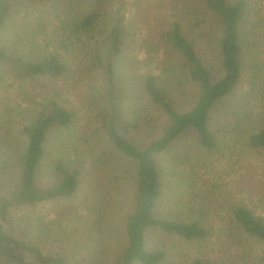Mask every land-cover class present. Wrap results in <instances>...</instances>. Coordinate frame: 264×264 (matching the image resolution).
<instances>
[{
    "label": "trees",
    "instance_id": "trees-1",
    "mask_svg": "<svg viewBox=\"0 0 264 264\" xmlns=\"http://www.w3.org/2000/svg\"><path fill=\"white\" fill-rule=\"evenodd\" d=\"M156 2L161 5L155 4L156 13L151 14L149 7ZM255 3L256 6L251 0H0V37L18 9L37 6L46 13L48 22L42 21L44 39L54 51L37 62H26L0 46V82L4 73L12 84L35 79L58 83L67 75L74 80L72 84L64 83L62 90L45 97L36 108L28 107L29 118H22L18 132L22 138L18 151L12 149L14 129L7 128L6 120L15 112L21 113L26 101L12 94L10 87L0 85L6 94L0 92V156L7 154L15 161L11 188L2 181L5 174L0 177V264H71L67 254H47L39 245L14 235L9 225L18 210L67 200L83 190L85 159H92L91 168L99 179L108 171L107 154L92 157L95 151L75 147L73 140L53 165L51 186L41 188L38 184L50 134L74 130L82 113L70 107L72 96L80 101L87 117L91 115L95 131L91 136H102L132 163L135 210L122 217L126 248L112 264L164 261L165 252L147 248V235L153 230L192 243L220 238L245 256L228 255L227 264H258L251 260L255 247L248 249V255L243 249L250 242L264 243V218L249 209L244 200L231 203L232 187L226 190L227 200L212 199L215 193L205 178V163L194 159L189 150H179L180 140L193 134L203 153H234L248 160L252 151L264 158V89L254 80L250 90L240 92L244 67L248 62L256 66L254 58L260 60L264 53V6L260 1ZM134 11L143 16L138 17ZM207 50L212 51L214 62L206 58ZM160 69L168 71L172 79L183 72L185 80L197 87L191 109L177 110L168 92L158 84L156 72ZM122 75L131 79L157 112L144 125L134 127L149 133L148 144L137 145L128 137L129 128L122 126L118 96ZM220 104L223 124L216 122ZM88 137L83 141L88 142ZM170 157L174 182L182 184L186 191L182 204L186 206V200L191 211L173 219L160 213L166 199L160 164ZM113 174L119 180L120 174ZM249 178L248 170L235 178L234 184H239L236 195L251 196L249 190L254 192L251 185H255L262 193L259 202H264V173L262 178L259 174L256 179L254 174L250 181ZM113 187L116 185L98 182V200L109 201L104 196L110 195ZM99 207L97 222L93 217L89 224L97 231L93 232L98 241L93 252L100 250L98 255L105 256L116 233L109 222L102 230L106 208L101 204ZM101 239L107 241L106 245ZM191 264L206 261L196 258Z\"/></svg>",
    "mask_w": 264,
    "mask_h": 264
},
{
    "label": "rangeland",
    "instance_id": "rangeland-1",
    "mask_svg": "<svg viewBox=\"0 0 264 264\" xmlns=\"http://www.w3.org/2000/svg\"><path fill=\"white\" fill-rule=\"evenodd\" d=\"M255 1H260L262 6H264V0H251L253 6H256ZM155 4L161 5L160 2L152 3L151 7H149L151 14L156 13V9L153 7ZM134 12H136L138 17L143 16L137 11ZM158 16H162V14ZM43 20L48 22L43 8L32 6L18 9L10 19L7 30L0 37V46L7 50L9 54L26 62H37L49 56L54 51L49 48V43L44 39L43 23L45 22H42ZM201 54L203 57L205 56L204 51ZM206 58L209 62L215 61V57L210 50L206 51ZM254 60L256 66L248 62L244 67L241 93L250 90L254 80L258 83V86L259 84L262 86L261 89H264V53L261 54L260 60H256L255 58ZM1 70L0 67V72ZM177 74H179L178 77L172 79L168 71L160 69L156 72L160 87L168 92L177 110L184 112L194 106L198 89L195 85L185 80L183 72ZM3 75L4 77L0 85L3 84L5 87H10L12 94H16L26 101L20 110L21 113L15 112L10 119L6 120V124L9 125L7 128L14 129V133L12 134L14 140L12 149L18 151L20 145L22 146V138L18 132L20 131L21 122L29 118L28 107L36 108L38 104L44 102L45 97L62 90L61 86L64 83L66 85L67 83L72 84L74 80L71 76L67 75L64 81L61 80L58 83L35 79L24 83L12 84L11 78L5 73ZM121 79L122 83L118 96L120 99L121 118L124 122L122 126L129 128L128 137L129 139H133L137 145L148 144L151 141L149 133L144 130H136L134 127L139 123L144 125L151 117H156L157 112L142 98L143 96L140 94L138 87L133 84L129 77L122 75ZM0 92L6 95L4 89L0 88ZM0 98H2L1 94ZM69 102L72 103L70 107H74L77 110L80 109L82 113L77 117L74 130L63 131V133L53 131L50 134L49 146L38 175L39 186L41 188L51 186L53 182V165L65 154V150L73 140H75V147L80 145L83 149L87 148L95 151L93 155L88 154L92 157L107 154V157L110 158V161L107 163L108 171H106V175L99 179L98 174H94L91 168L92 159H85V165H87L85 171L86 185L84 188L82 187L83 190L67 200L16 211L10 219L12 222L9 228H14V235L18 237L22 236L29 242L39 245L47 254H67L71 264H112L122 256L126 248L124 240L126 236L124 226H122V217L133 213L135 210L132 163L116 151L111 144L106 143L102 136H91L95 133L90 121L91 115L89 118L87 117L86 110H84L80 101L75 97H70ZM222 107L223 104L218 106L219 115L216 116L217 124H223L221 123L220 116L222 114L220 108ZM19 114L22 115L20 116ZM87 135L90 139H88V142L83 141L82 138ZM180 141V151L189 150L191 154H194L192 155L194 159L198 158L202 164L205 163L207 166L205 178L209 180L210 188L215 193V196L211 197L212 199L215 197L214 200L219 202L225 198L227 200L226 190L228 187H232L233 190L230 191L229 197L230 199L233 196L230 200L231 203L244 200L249 209H252L256 215L264 218V202H259L262 193L258 186L251 185L255 188L254 192L249 190L251 196L245 194V197H241L240 195H236L239 184H234L236 182L234 181L235 178L240 177L244 172L246 173V170L250 172L249 181L252 179V174L255 176L254 179L257 178V174L261 178L263 177L264 158L261 154L251 151L248 154V160H244L234 153L226 154L225 156L210 152L203 153L197 148L193 134L185 136ZM233 151L234 148L232 146ZM2 156H0V177L5 174L2 181L11 188L14 177L11 179L10 174L13 173L15 161L14 159H10L7 154ZM170 160L171 157L166 158L160 164L161 172L164 171L163 179L166 182V199L161 204L160 213L173 219L189 214L191 211L186 200V206L182 204L186 191L182 184L177 185L174 182L175 178L170 169ZM5 162H7L6 166H4ZM4 167H6V170H3ZM1 172L3 173L1 174ZM114 172L120 174L117 181L115 180L116 175L113 174ZM98 182L107 186L116 185V187L110 190V195H103L109 201L104 202L101 198L98 200V196L96 195ZM107 190L109 189L107 188ZM221 194L223 198H221ZM98 201L100 202L97 203ZM99 204L106 208V219L101 224L102 230L107 229L103 225L109 222L114 226V229H111V231L116 233L110 243L109 254L105 256L98 255L100 250L93 252L94 246L98 243L93 232L97 231L89 224L93 217L96 218L95 221L97 222ZM101 241L106 245V240L101 239ZM251 247H255L251 250L252 263L264 264V243L258 241L256 243L250 242L248 247H244L243 252L247 250L246 254L248 255V249ZM147 248L149 251L160 250L165 252V260L160 264H191L193 259L196 258L204 259L206 264H227L228 255L245 257L237 249L231 247L225 240L220 238H213L208 242L192 243L174 235L164 234L158 230L148 233ZM28 259L35 261L34 257H28Z\"/></svg>",
    "mask_w": 264,
    "mask_h": 264
}]
</instances>
